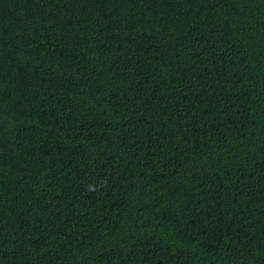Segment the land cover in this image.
<instances>
[{
    "label": "trees",
    "instance_id": "obj_1",
    "mask_svg": "<svg viewBox=\"0 0 264 264\" xmlns=\"http://www.w3.org/2000/svg\"><path fill=\"white\" fill-rule=\"evenodd\" d=\"M0 264H264V0H0Z\"/></svg>",
    "mask_w": 264,
    "mask_h": 264
}]
</instances>
